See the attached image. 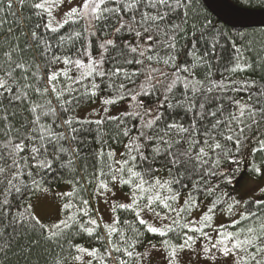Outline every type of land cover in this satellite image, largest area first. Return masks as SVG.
<instances>
[{"label": "trees", "instance_id": "obj_1", "mask_svg": "<svg viewBox=\"0 0 264 264\" xmlns=\"http://www.w3.org/2000/svg\"><path fill=\"white\" fill-rule=\"evenodd\" d=\"M40 1L0 0V264H72L83 247L94 264H138L149 245L208 234L239 181L264 171V27H229L203 0H106L92 26L77 14L53 28ZM226 2L264 13V0ZM102 98L141 112L78 117ZM121 149L135 202L107 231L93 199ZM64 184L71 208L50 233L29 202ZM143 208L171 226L149 229ZM225 236L241 264H264V200H247Z\"/></svg>", "mask_w": 264, "mask_h": 264}, {"label": "rangeland", "instance_id": "obj_2", "mask_svg": "<svg viewBox=\"0 0 264 264\" xmlns=\"http://www.w3.org/2000/svg\"><path fill=\"white\" fill-rule=\"evenodd\" d=\"M106 0H42L39 6L46 9L51 18V26L57 28L72 20L77 14L85 17L90 26L96 18L98 7ZM250 16L258 13L246 12ZM141 106L137 103L117 102L110 99H100L90 107L79 112L78 117L87 121H102L104 118H116L123 114L140 113ZM123 149L115 151L117 161L116 174L105 188H99L94 195V206L102 226L111 231L116 227L118 214L121 209L134 206V197L126 192L120 182L121 155ZM71 186L64 184L55 189L44 190L29 202L37 220L52 233L66 219V209H70L69 195ZM187 196L182 197L185 200ZM264 200V171L260 179L242 178L231 195L228 205L215 213L212 230L194 242L181 249L149 245L139 252L138 264H241V257L232 242L227 239L226 227L233 225L241 216L247 200ZM182 202L180 203V206ZM208 203H201L193 213L194 228H199V221L210 215ZM214 213V212H213ZM140 220L153 231H163L171 226L168 217L157 214L147 208L140 211ZM94 252L83 247L72 264H94ZM113 264H124L111 258Z\"/></svg>", "mask_w": 264, "mask_h": 264}, {"label": "water", "instance_id": "obj_3", "mask_svg": "<svg viewBox=\"0 0 264 264\" xmlns=\"http://www.w3.org/2000/svg\"><path fill=\"white\" fill-rule=\"evenodd\" d=\"M203 1L206 4L207 8L221 22H223L229 27H232V28H262L264 27V13L254 14L249 17L240 16V15L232 14L225 7V5L223 4V1L226 2V0H203Z\"/></svg>", "mask_w": 264, "mask_h": 264}, {"label": "bare ground", "instance_id": "obj_4", "mask_svg": "<svg viewBox=\"0 0 264 264\" xmlns=\"http://www.w3.org/2000/svg\"><path fill=\"white\" fill-rule=\"evenodd\" d=\"M223 4L225 5V7L232 13V14H236V15H240V16H246L249 17L250 14L249 13H245L243 11H239L235 8H232L230 5H228L225 1H223Z\"/></svg>", "mask_w": 264, "mask_h": 264}]
</instances>
